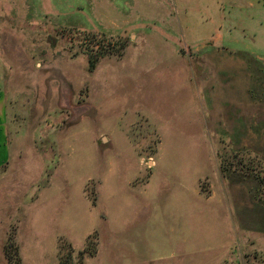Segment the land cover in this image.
<instances>
[{
	"label": "rangeland",
	"instance_id": "rangeland-1",
	"mask_svg": "<svg viewBox=\"0 0 264 264\" xmlns=\"http://www.w3.org/2000/svg\"><path fill=\"white\" fill-rule=\"evenodd\" d=\"M0 91V264H264V0H0Z\"/></svg>",
	"mask_w": 264,
	"mask_h": 264
},
{
	"label": "crops",
	"instance_id": "crops-1",
	"mask_svg": "<svg viewBox=\"0 0 264 264\" xmlns=\"http://www.w3.org/2000/svg\"><path fill=\"white\" fill-rule=\"evenodd\" d=\"M229 1L232 3H238V1L241 2V0H229ZM4 101H5V95L3 94L2 91H0V169L3 167L2 165H4L6 163L7 155H8V143H7L8 134H7V128L4 125V123H5V116H4L5 108L2 105Z\"/></svg>",
	"mask_w": 264,
	"mask_h": 264
},
{
	"label": "trees",
	"instance_id": "trees-1",
	"mask_svg": "<svg viewBox=\"0 0 264 264\" xmlns=\"http://www.w3.org/2000/svg\"><path fill=\"white\" fill-rule=\"evenodd\" d=\"M93 62L95 63V61H93L92 59H90L89 63H90V68H91V69H92L93 66H94V63H93ZM60 248H61V247H60ZM61 249H62V248H61ZM61 249H60V251H61ZM70 253H72V252H70ZM79 254H83V253L80 252ZM79 254H78V255H79ZM80 256H81V257H80ZM80 256H79V259H82V255H80ZM59 258H60L59 260H60L61 264H68V263L66 262V260L63 259V258H64L63 256L60 255Z\"/></svg>",
	"mask_w": 264,
	"mask_h": 264
}]
</instances>
